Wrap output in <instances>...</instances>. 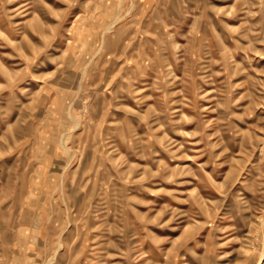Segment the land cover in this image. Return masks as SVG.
I'll use <instances>...</instances> for the list:
<instances>
[{"label":"rangeland","instance_id":"1","mask_svg":"<svg viewBox=\"0 0 264 264\" xmlns=\"http://www.w3.org/2000/svg\"><path fill=\"white\" fill-rule=\"evenodd\" d=\"M0 264H264V0H0Z\"/></svg>","mask_w":264,"mask_h":264}]
</instances>
